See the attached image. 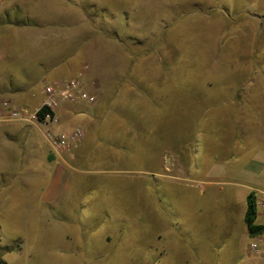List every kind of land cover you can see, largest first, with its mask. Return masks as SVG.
Listing matches in <instances>:
<instances>
[{
  "label": "rangeland",
  "instance_id": "rangeland-1",
  "mask_svg": "<svg viewBox=\"0 0 264 264\" xmlns=\"http://www.w3.org/2000/svg\"><path fill=\"white\" fill-rule=\"evenodd\" d=\"M196 1L2 4L0 33L9 52L0 62L1 100L35 110L41 104L38 98L21 90L40 92L47 84L44 73L51 80L56 75L73 79L85 66L84 89L99 100L93 79L97 76L107 91L93 116L88 110L94 105L67 103L59 108L58 125L41 126L46 133L80 128L86 134L76 150L58 157L62 169L74 163L66 157L73 154L75 167L64 197L54 206L41 199L49 175L44 155H50L42 133L20 129L21 121L0 122L3 264H256L248 251L251 238L244 215L247 195L264 191V0H200L208 19L196 14L195 22L180 28L126 27L128 8L138 12L167 3L176 10L192 7L194 13L199 9ZM40 19L52 31L82 34L63 42H13V27ZM81 42L86 53L77 67ZM70 54L71 68L64 73ZM158 70L165 71L161 78ZM175 103L184 117L197 118L210 108L204 111L207 125L198 128L194 156L186 151L190 144L181 151L180 130L167 123L162 135L171 136L174 145L167 144L159 164L150 156L162 140L150 139L146 146L128 141V124L144 123L156 104L167 108ZM66 106L85 110L70 122ZM179 127L183 133L191 128L181 122ZM245 130L246 140L253 142L244 140ZM23 134L26 143L21 142ZM31 142L34 160L29 157ZM257 221L264 224V210H258Z\"/></svg>",
  "mask_w": 264,
  "mask_h": 264
},
{
  "label": "crops",
  "instance_id": "crops-1",
  "mask_svg": "<svg viewBox=\"0 0 264 264\" xmlns=\"http://www.w3.org/2000/svg\"><path fill=\"white\" fill-rule=\"evenodd\" d=\"M5 1L6 0H0V7L2 6V4ZM143 2H144V0H143ZM201 3H202V1H200V0H197L194 3V5L197 4L196 6L199 7L198 11L194 12V13L190 12V9H192V7L190 9H185V10H181L178 7L179 9L176 10V9H171L170 7H172V6L168 5L167 3L164 5L163 8L158 7L156 9V7H151L148 10L147 6H146L145 10H142L140 8L141 10H138V12L134 11V7L128 8L127 9L128 12L126 13V18H125V21H127L126 27L130 28V29H153V28L154 29H166V28H171V27L172 28H180L183 26V23H185L184 25H187V24H190L191 22H195L194 19L199 17V16H196V14L204 16V19H208L209 16L207 15V13H208L207 8H204L203 5H200ZM142 5H144V3L143 4L140 3V6H142ZM194 5H192V6H194ZM140 11H141V13L139 14ZM148 11H149V14L147 13ZM183 11H185V12H183ZM200 11H201V13H200ZM188 13L190 15L186 18V20H184V17H185L184 15L188 14ZM146 14H148V15H146ZM192 17H194V18H192ZM123 20H124V17H123ZM83 21H82V24L84 23ZM79 22L81 23V21H79ZM13 28H14V34H15V38H14L13 42L24 41V42H27L29 44H32L31 41L36 42V41H44L47 39L55 40V41H61V42H63L66 39L71 41V37H73L75 35L81 36V34H82V31H79L78 34H75L76 32L71 31V30L70 31L64 30V32L63 31L62 32L52 31L51 27L43 26V22L41 21V19H40V21L33 22V24H29V23L24 22V23H21L20 27H13ZM0 31H1V29H0ZM1 36L2 35L0 33V54H1L0 55V62L7 59V53L9 52L6 49V46H8V44L5 43L6 38H3ZM143 37H144V39L147 38V36H143ZM18 38H19V40H18ZM162 42H163L162 39H160L159 44L162 45L163 44ZM77 52H79V58H77L78 64L76 66L79 67L81 65V62H82L81 60L86 53V45L84 42L79 43V47H78ZM74 53H76V52L74 51ZM71 57L72 56L70 54V57L68 59V63L66 65H64V73L68 72L71 68V64H70ZM75 58H76V56L73 54V59H75ZM54 69H58V68L55 67ZM41 70L43 72V68H41ZM162 71H164V70L156 71L158 78H161V76L164 74ZM43 75L45 78L44 84L46 82L48 83V81L52 82L55 79H57V77H59L58 75H56V77H52L53 80H51L50 74L44 73ZM93 76H94V73L92 72V74H90V77H93ZM93 79L95 82L94 87L98 91L99 100H98L97 105L91 107V109L88 110L90 112L91 116H93L97 112V109L99 108V106L101 104V99L104 95V91L107 92L104 88H102L103 86H102V84H101V82L97 76L96 77L94 76ZM134 83H135L134 86H136L135 81H134ZM28 89L25 90L26 93L23 90H21L22 94H26L27 96L38 98L39 102L41 103L42 98H43V93H42L43 88L40 92H38L39 91L38 88H36V89L34 88V90L31 92H28ZM4 91H7V90H4ZM8 92H10V91H8ZM12 95L13 94H11V96H10L11 98L18 100V96H12ZM3 98H5V97L0 96V101H2L1 99H3ZM160 105H161V103H160ZM159 106H157V104H156L154 110L147 116L148 118L144 123L139 121V125H137L136 121H135L134 126H133V123L128 124V134L131 135V139H132V140H128V141L140 142L141 146H142V143H143V145L145 143V146H146V142L150 141V139L155 140L156 142L159 140H162L163 144L160 147V149L156 150V152H157L156 154L150 156V157L155 158V160H158L157 163L161 164V157L164 154L163 152L165 151L167 144L170 142H173L171 140L172 139L171 136L168 137L166 135H162L163 127L167 123H170L171 125H175L176 127H178L180 130L179 134H180V141H181L180 142L181 143L180 144L181 151L184 150L183 149L184 146L190 144V147L189 148L187 147L186 151H190V152H192V154H194V156H196L197 155V149H198L197 148L198 142H199V140H197L198 131H199L198 128L201 124L203 125V129L205 128V125H207V123H204V121L206 119H208L207 118L208 113L204 114V111L206 112V111L210 110V108L204 109V111L202 110L200 116L195 118L191 115L184 117V113L182 111L183 108L181 106H179L178 103H175L172 107H167V108L166 107L163 108V107H159ZM195 108H198V107H195ZM66 109L68 110V115H67L68 117L67 118H69V120L71 119L70 122H73V121H75V119L79 118L80 115L85 110V108L81 107L80 112H79V111L72 110L71 108H69L67 106H66ZM134 113L137 114L138 110H136V112L134 110ZM132 120H134V116H133ZM201 120H202V122H199ZM180 122L183 126H191V128L189 130L184 129V133H183L181 128L179 127ZM41 126H42V124L31 123V122H21V123H19V125H17V127H19L20 129L24 128L26 130L33 132V134H36V135H38L37 133H42V135L44 137V143L50 149V151H49L50 155L48 154V152H46V155H44V160H45L44 166H46L49 175L46 178L47 182L43 187L44 189H43V193L41 195V199H42L43 204L49 205V206L50 205L54 206L60 201V199L62 197H64L66 188L70 184L69 177H70L71 170L74 169V167H75L74 166L75 165V158H74L73 154L69 153V155L66 157H68V159L70 161H74V163L73 164L68 163L69 164L68 167L62 166V169H61L58 165V163H59L58 161H60L58 159L59 155L53 152V150H52V148L48 142V139H47V133L44 130H42ZM72 130H74V129H72ZM72 130H69V131H72ZM69 131H67V132H69ZM177 133H178V130L176 132V135H177ZM192 133H196V134H194V136L192 137ZM243 134H244V140H246L247 131L245 130ZM85 136H86V134H85ZM22 137H23V140H21V142H23V143L28 142V139H26L25 134H23ZM230 138L233 139V137H230ZM262 138H263V136H262ZM257 139L261 140L260 136H258ZM31 140H32V138L30 139V141ZM246 141L248 143L253 142L250 140H246ZM193 143H194V146L192 145ZM31 144H32V142H31ZM130 145H129V148H130ZM173 145H174V142H173ZM34 146L32 144L33 149H32L31 155H29V157L33 156V157H31V160H34V158H35V155L33 153H34L36 148ZM144 149H146V147ZM74 150H76V149H74ZM174 150H175V148H174ZM231 150H232V148L230 149V153H231ZM192 154H191V156H192ZM256 157L257 156L254 155L252 158L255 160H258L259 157H257V158ZM62 159L65 161L64 158H62ZM249 164H251V163H249ZM251 169H252V166H250V170ZM229 170H230V168L225 170L224 173H226V171L229 172ZM215 172L216 171H213V174L216 176L217 172L216 173ZM212 178H217V177L212 176ZM209 180H213V179H209ZM209 180H208V183L213 182V181H209ZM26 182L30 183L29 180H26ZM252 191H258V190L252 189ZM260 195H264L263 190L260 192L258 191V195H256V196H260ZM261 224H263V223H261Z\"/></svg>",
  "mask_w": 264,
  "mask_h": 264
},
{
  "label": "built area",
  "instance_id": "built-area-1",
  "mask_svg": "<svg viewBox=\"0 0 264 264\" xmlns=\"http://www.w3.org/2000/svg\"><path fill=\"white\" fill-rule=\"evenodd\" d=\"M87 67L82 68L73 79L57 78L43 87L40 107L31 110L10 100L0 101V122L21 121L53 126L60 123L59 108L63 104L87 102L97 105L98 97L84 89L83 80ZM47 107L43 121H39V110ZM85 132L76 128L69 132L47 131V139L54 153L60 155L77 148L84 140ZM258 210H264V195L256 198ZM248 251L256 259V264H264V233L248 242Z\"/></svg>",
  "mask_w": 264,
  "mask_h": 264
},
{
  "label": "trees",
  "instance_id": "trees-1",
  "mask_svg": "<svg viewBox=\"0 0 264 264\" xmlns=\"http://www.w3.org/2000/svg\"><path fill=\"white\" fill-rule=\"evenodd\" d=\"M48 111L47 107H42L39 110V121H43L44 114ZM255 192H250L246 197L247 208L244 215V223L247 227V233L249 238H256L264 233V224L258 223V208L256 203ZM0 264H3L0 258Z\"/></svg>",
  "mask_w": 264,
  "mask_h": 264
}]
</instances>
